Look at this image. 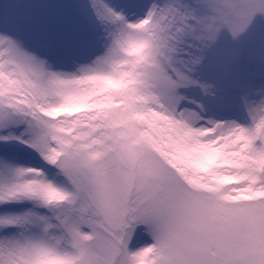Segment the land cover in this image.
<instances>
[{
  "label": "snow or ice",
  "instance_id": "6c2138e0",
  "mask_svg": "<svg viewBox=\"0 0 264 264\" xmlns=\"http://www.w3.org/2000/svg\"><path fill=\"white\" fill-rule=\"evenodd\" d=\"M0 264H264V0H0Z\"/></svg>",
  "mask_w": 264,
  "mask_h": 264
}]
</instances>
